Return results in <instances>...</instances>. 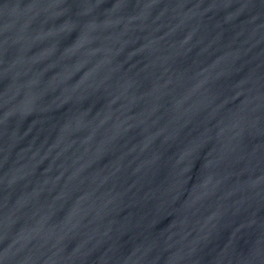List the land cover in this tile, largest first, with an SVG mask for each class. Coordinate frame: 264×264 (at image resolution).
Segmentation results:
<instances>
[{
	"label": "water",
	"instance_id": "95a60500",
	"mask_svg": "<svg viewBox=\"0 0 264 264\" xmlns=\"http://www.w3.org/2000/svg\"><path fill=\"white\" fill-rule=\"evenodd\" d=\"M0 264H264V0H0Z\"/></svg>",
	"mask_w": 264,
	"mask_h": 264
}]
</instances>
